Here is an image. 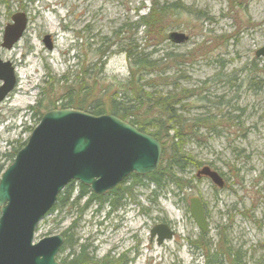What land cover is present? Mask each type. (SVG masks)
Here are the masks:
<instances>
[{
	"label": "rangeland",
	"instance_id": "374dc122",
	"mask_svg": "<svg viewBox=\"0 0 264 264\" xmlns=\"http://www.w3.org/2000/svg\"><path fill=\"white\" fill-rule=\"evenodd\" d=\"M158 1L181 9L169 13L157 35L135 26L151 0H0V60L11 62L16 81L0 102V176L43 113L60 108L63 76L71 85L86 84L94 97L102 89L112 94L111 82L131 74L145 83L152 80L149 91L160 94L192 90L193 97L181 102L180 116L193 120L206 113L213 130L191 134L185 128L182 148L201 162L199 168L208 165L219 172L222 188L196 178L199 168L181 176V191L167 183L156 190L147 174L132 172L112 188L118 187L119 197L111 212L107 202L98 206L90 200L89 187L84 185L88 193L82 196L80 182L72 181L69 200L41 218L33 241L61 235L68 242L56 260L67 261L71 249L84 246L93 264H204L211 251L228 264L226 242L239 250L242 263L264 264V56L255 57L264 46V0ZM17 12L27 17V28L5 49L2 35ZM171 31L185 33L187 41H168ZM44 35L52 37L51 50ZM122 39L152 60L161 59V65L136 72L119 51ZM132 174L143 185L131 186ZM112 189L102 194L106 200L115 196ZM191 197L204 203L205 233L192 220ZM157 223L170 224L175 236L160 245L150 241Z\"/></svg>",
	"mask_w": 264,
	"mask_h": 264
},
{
	"label": "water",
	"instance_id": "95a60500",
	"mask_svg": "<svg viewBox=\"0 0 264 264\" xmlns=\"http://www.w3.org/2000/svg\"><path fill=\"white\" fill-rule=\"evenodd\" d=\"M5 26L1 46L9 49L26 30L23 13L12 15ZM168 40L187 41L183 32L171 31ZM51 50V36L44 35ZM264 56V46L255 57ZM0 102L14 88L15 74L10 61L0 60ZM23 148L15 153L0 176V264H60L56 260L64 240L61 235L34 242L35 228L57 200L58 193L74 180L101 195L122 182L132 172L153 173L162 153L158 139L140 132L131 124L108 114L94 116L80 110L54 109L43 113ZM209 178L218 188L221 176L208 166L196 176ZM189 212L201 233L208 229L203 202L189 199ZM174 231L157 223L149 233L156 245L173 238Z\"/></svg>",
	"mask_w": 264,
	"mask_h": 264
},
{
	"label": "trees",
	"instance_id": "16d2710c",
	"mask_svg": "<svg viewBox=\"0 0 264 264\" xmlns=\"http://www.w3.org/2000/svg\"><path fill=\"white\" fill-rule=\"evenodd\" d=\"M180 9V5L176 3L168 4L161 3L158 0H151L150 6L147 8L148 11L146 14L138 16L135 26L139 25L145 30L155 31L158 35L169 22V13L174 10L179 11ZM166 37H164V39ZM118 44L120 45V53L125 55L126 60L135 67L134 69L136 72H140L145 68H151V70L158 69L161 65V63H159L161 59L152 60L149 58V54L146 55L141 49L136 50L132 48V44L129 41L123 43L122 39ZM100 54H102V51L97 53L99 57H101ZM169 58L173 59V54H170ZM100 63L101 65L103 64L102 62ZM132 76V74L129 75L127 80L111 82L109 87L111 90H114L113 93L110 94L107 89H102L100 97L92 96V89L86 84L83 85V83L80 82L81 84H75V86L71 85V81H68L67 78L63 76L60 82L64 83L65 80V84L66 82H69V84L63 85L65 86L64 94L61 95L63 101H61L59 107L62 109L72 108L75 110L87 111L95 116L109 113L131 124L140 132L148 133L159 139L162 145L160 163L153 173L147 174L144 178L155 185L156 190L163 189L167 183L178 188V191H181L184 181L181 176L184 175L189 168L197 169L202 165L199 160H195L188 153L183 151V131L186 128L185 131H190L192 134L195 130L200 128L213 130V121H211L210 116L206 113L199 114V116L195 117L193 120H186L180 116L185 107L181 102L183 99L193 97L194 92L192 90L182 89V91L179 92L171 90L160 94L156 90L149 91L148 88L150 87L148 84L150 85V83H153L152 80L145 83L141 78L135 80ZM131 179V186L143 185L141 178L135 174H132ZM189 184L191 183L188 179L185 181V188ZM69 185L70 183L66 185L67 189L58 194L56 202L48 213L67 203L70 197L68 191ZM79 186V193L82 196L88 193L87 187L81 184ZM117 188L112 189L111 194H115ZM90 195V200H97L98 206L107 202L111 212L118 206V198H115L117 194H115V196L112 195V198L109 200H106L103 195L96 196L92 193ZM80 197L79 195L76 200L78 201ZM117 197H119V195ZM71 236L72 234L68 235L67 238ZM67 242L65 241L64 244ZM219 245L218 243V246ZM224 247L225 253L228 256V264H245L242 263L243 260L238 249H234L230 246V243L226 242H224ZM64 248L65 245L60 246L58 255L61 254ZM219 257L220 256H218L215 251H211V253L207 254L204 264H224L226 260L220 261L218 260ZM57 260L60 261V264H93L94 262L90 257V253L86 251L84 246L79 247L77 251L71 249L67 261L65 258Z\"/></svg>",
	"mask_w": 264,
	"mask_h": 264
},
{
	"label": "flooded vegetation",
	"instance_id": "af4514ba",
	"mask_svg": "<svg viewBox=\"0 0 264 264\" xmlns=\"http://www.w3.org/2000/svg\"><path fill=\"white\" fill-rule=\"evenodd\" d=\"M16 14V13H15ZM11 20H12V15H11ZM8 24V23H7ZM23 35V34H22ZM52 38V37H51ZM12 65V64H11ZM13 70H14V66H13ZM14 72H15V70H14ZM208 166V165H207ZM209 167V166H208ZM210 168V167H209ZM212 169V168H211ZM213 170V169H212ZM214 171H216V170H214ZM217 172V171H216ZM218 174H219V172H217ZM220 175V174H219ZM221 176V175H220ZM200 177H202L201 175H200ZM199 177V178H200ZM207 178V177H206ZM222 178V177H221ZM223 187V186H222ZM222 187H219V188H222ZM203 202V201H202ZM203 207H204V203H203ZM170 225V224H169ZM170 227L172 228V226L170 225ZM172 230H173V228H172ZM174 231V230H173ZM207 231V230H206ZM174 235V234H173ZM175 236V235H174ZM173 236V237H174ZM122 257V256H121ZM124 264V263H123Z\"/></svg>",
	"mask_w": 264,
	"mask_h": 264
},
{
	"label": "bare ground",
	"instance_id": "6f19581e",
	"mask_svg": "<svg viewBox=\"0 0 264 264\" xmlns=\"http://www.w3.org/2000/svg\"><path fill=\"white\" fill-rule=\"evenodd\" d=\"M207 222V221H206ZM207 226H208V222H207Z\"/></svg>",
	"mask_w": 264,
	"mask_h": 264
}]
</instances>
